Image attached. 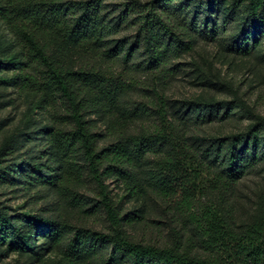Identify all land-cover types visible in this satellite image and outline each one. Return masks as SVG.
Listing matches in <instances>:
<instances>
[{"label":"rangeland","instance_id":"obj_1","mask_svg":"<svg viewBox=\"0 0 264 264\" xmlns=\"http://www.w3.org/2000/svg\"><path fill=\"white\" fill-rule=\"evenodd\" d=\"M247 7V0L242 4L238 0H102L101 12L113 33L98 53L72 49L67 61L75 70L102 71L125 82L127 89L116 106H87L82 111L98 135V150L161 125V100L166 102L168 119L181 124L199 154L210 147L215 152L217 144L224 143L215 168H221L223 157L225 162L235 135L259 126L261 142L255 156L250 152V165L242 177L221 188L214 187V171L204 170L197 179L194 210L218 206L237 232L264 213V16H251ZM146 37L154 38L156 50L148 46ZM17 40L0 22V54L19 53ZM118 40L131 48L129 57L123 51L107 53ZM29 70L39 78L45 75L37 60L30 61ZM41 97L40 92L17 84L0 85V172L14 166L8 180L0 183V202L11 214L52 218L65 230L42 259L0 248V264H99L110 253V245L97 247L95 259L84 263L76 262L69 246L78 232L112 231L100 187L80 145L72 156L77 169L69 171L68 189L62 195L45 185L23 183L26 166L40 156L50 157L46 156L48 135L36 133L42 128H76L64 95L56 92L47 104ZM152 158L148 156V161ZM150 168L149 163L142 168L145 179ZM104 181L121 216L142 210L141 219L123 223L134 241L180 250L194 246L193 254H206L195 224L178 205L179 196L164 198L149 188L144 196L132 199L119 177H104ZM41 242L37 235L34 245Z\"/></svg>","mask_w":264,"mask_h":264},{"label":"trees","instance_id":"obj_2","mask_svg":"<svg viewBox=\"0 0 264 264\" xmlns=\"http://www.w3.org/2000/svg\"><path fill=\"white\" fill-rule=\"evenodd\" d=\"M243 1L238 0V4ZM247 1L251 16H264V0ZM101 6L102 0H0V22L18 39L21 50L10 56L0 54V85L17 84L23 90H36L45 104L60 92L70 103L76 123V128L70 131L50 127L36 133L40 137L48 135L50 146L46 156L50 157L43 160L44 156H40L38 162L26 166L23 183L27 186L45 185L62 195L68 189L65 180L69 171L77 169V164L72 161L76 146L83 149L100 187L101 201L112 231L78 232L69 245L77 263L95 259L97 247L108 244L110 253L99 264H122L124 260L131 264H264V213L237 232L218 206L207 204L199 212L194 210L199 191L197 179L202 171H214L216 188L232 184L245 174L250 165V152L255 156L261 142L258 125L244 134L235 135L228 146L225 162L223 157L221 168H215L214 163L221 157L224 143H218L215 152L210 147L199 154L189 144L181 124L168 119L166 102L161 100V125L97 149L98 135L84 120L82 111L87 106H116L119 95L127 89L125 82L102 71L75 70L67 61L72 49L98 53L105 38L113 33V26L106 21ZM149 21L146 18L147 25ZM151 21L152 25L154 21ZM153 39L146 37L148 46L156 50ZM122 51L129 57L131 48L124 40H118L106 52L118 54ZM36 60L45 67L42 78L29 70L30 61ZM151 155L153 158L149 162L148 156ZM147 163L151 168L145 179L142 168ZM13 167L9 165L6 172H0V183L8 180L7 175ZM111 176L121 179L132 199L144 196L149 188L164 198L179 196L178 205L188 212L190 221L195 224L206 254H193L194 246L180 250L134 241L123 223L141 219L143 212L135 210L120 215L104 181V177ZM64 230L61 223L52 218L11 214L0 202V248L42 259L48 248L60 240ZM37 235L42 241L39 246L34 245Z\"/></svg>","mask_w":264,"mask_h":264}]
</instances>
